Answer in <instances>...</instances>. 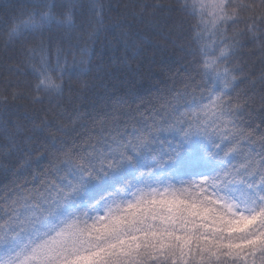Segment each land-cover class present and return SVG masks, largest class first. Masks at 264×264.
I'll list each match as a JSON object with an SVG mask.
<instances>
[{
    "label": "snow or ice",
    "instance_id": "snow-or-ice-1",
    "mask_svg": "<svg viewBox=\"0 0 264 264\" xmlns=\"http://www.w3.org/2000/svg\"><path fill=\"white\" fill-rule=\"evenodd\" d=\"M209 7L225 33L245 25L212 59L191 10ZM110 14L118 19L106 25ZM137 21L155 25L149 36L163 24V39L183 53L170 83L134 109L118 98L69 110L65 87L68 99L87 87L72 80L92 71L102 31L126 28L133 56L137 40L152 43ZM8 62L31 65L33 104L55 105L53 117L34 109L45 115L27 132L7 97L0 106V154L43 146L0 186V264H264V0H4L0 65Z\"/></svg>",
    "mask_w": 264,
    "mask_h": 264
},
{
    "label": "trees",
    "instance_id": "trees-1",
    "mask_svg": "<svg viewBox=\"0 0 264 264\" xmlns=\"http://www.w3.org/2000/svg\"><path fill=\"white\" fill-rule=\"evenodd\" d=\"M2 2L4 0H0V3ZM115 2L116 0H113V3ZM170 2H173V0H136V3L168 4ZM245 2H248V0H245ZM120 3L121 5L130 4L131 0H120ZM187 3L189 5L194 4L193 0H187ZM134 10L139 11L138 8ZM191 10L195 14L193 22L202 21L201 27L204 29V36L200 43L207 45L209 59L213 58V50L218 54L220 48L225 46V44L220 43L223 36H227L229 38L227 43H231V37L245 29L243 23L231 24L227 26V32L225 33V25L219 24L218 28L210 25L205 21L203 12L199 8H192ZM117 19L118 17L115 14L106 15L105 24H111ZM135 28L141 30L143 35L152 41L151 44H148L137 40L139 51L135 56L132 54V48L126 47V38L122 35V32L127 31L126 28H115L108 32H101L90 54L92 71L86 76L74 77L72 80L73 87L76 89H80L85 81L87 87L71 99H68L69 93L67 87H65L63 102L69 106V110L73 106L81 104L86 105L91 110L93 107L114 104L118 98H122L124 101L122 107L134 109L142 101L151 100L170 83L169 77L172 72L176 71L174 61L179 59L183 53L168 40L163 39L164 36L168 35L163 28V24L159 29H156L161 32V35H148L155 28L154 24L137 21ZM237 39L241 42L248 41L249 35L238 36ZM177 43H180V41L177 40ZM156 44L163 45L164 48H158ZM81 45L83 46V42H81ZM89 46L91 47L90 42ZM253 47V43H245L243 47L238 49L237 57L239 59L246 58L243 54L249 52ZM76 56L77 59L80 58L79 51L76 52ZM84 59L88 60L89 55L85 54ZM9 65L18 68L19 72L9 71ZM30 70L31 65L28 63L8 62L0 65V106H2L4 98L7 97L9 109L13 113L11 118L19 123L26 132L33 125H39L41 123L40 118L45 115L44 112L36 113L34 109L41 107L48 109L47 115L53 117L55 105V100H53L52 105H49L48 97H45L43 105L32 103L31 96L36 94L27 87L29 84H35V79L31 75H26ZM114 86L119 91L112 95ZM16 91H24L27 95L13 101L11 94ZM207 102V100L202 101V103ZM0 110H2V107H0ZM84 110L81 109V111ZM37 116L40 118H35ZM57 120L70 126V122L63 118L57 117ZM47 131L51 132L52 130L48 129ZM34 142L42 144L41 141L35 140V137ZM23 147L24 145H21L19 152L7 158L0 154V186L9 184V181L15 179L14 173L24 166L25 161L34 159L40 151H43L42 146L29 155L27 151L23 150ZM44 164L47 166V161ZM33 168H35V165H33ZM20 179H23V177ZM0 195H3V193L0 192Z\"/></svg>",
    "mask_w": 264,
    "mask_h": 264
},
{
    "label": "rangeland",
    "instance_id": "rangeland-1",
    "mask_svg": "<svg viewBox=\"0 0 264 264\" xmlns=\"http://www.w3.org/2000/svg\"><path fill=\"white\" fill-rule=\"evenodd\" d=\"M193 2H194V4H197V3H199V0H193ZM210 2H211V0H205V3H210ZM201 11L203 12L205 21L208 24L213 25V23H212V20H213V14H212L213 10H212V8H210V7L209 8H205V9H203Z\"/></svg>",
    "mask_w": 264,
    "mask_h": 264
}]
</instances>
